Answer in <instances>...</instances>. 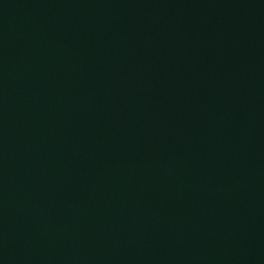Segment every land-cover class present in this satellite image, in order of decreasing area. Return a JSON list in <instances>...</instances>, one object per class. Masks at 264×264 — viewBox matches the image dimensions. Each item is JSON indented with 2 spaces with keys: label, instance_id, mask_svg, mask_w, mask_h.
Here are the masks:
<instances>
[{
  "label": "water",
  "instance_id": "obj_1",
  "mask_svg": "<svg viewBox=\"0 0 264 264\" xmlns=\"http://www.w3.org/2000/svg\"><path fill=\"white\" fill-rule=\"evenodd\" d=\"M0 264H264V0H0Z\"/></svg>",
  "mask_w": 264,
  "mask_h": 264
}]
</instances>
